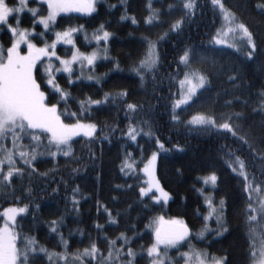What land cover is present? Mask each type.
<instances>
[{
    "label": "snow or ice",
    "instance_id": "6c2138e0",
    "mask_svg": "<svg viewBox=\"0 0 264 264\" xmlns=\"http://www.w3.org/2000/svg\"><path fill=\"white\" fill-rule=\"evenodd\" d=\"M154 4L162 7H154ZM210 4L222 23L211 35L208 47L200 51L198 46L186 43L169 62L172 71L162 73L161 45L172 35L184 33L198 15H203L201 0H144L147 14L140 19L134 14V0H117V3H109V0H0V35L8 36L7 45L0 42V200L8 205H0L3 221L0 224V264H137L138 259L146 264H237L229 247L221 245L216 251L211 250L233 235L229 219V199L233 197L216 195L222 190L220 184L226 183L218 165L242 181L240 199L246 245L243 264H264V0H251V11L257 13L258 19L256 16L245 19L238 10L248 12L249 0H241L236 6H229L225 0H210ZM101 5H106L105 12L109 16L113 10L122 9L117 23L131 22L137 27L143 23L149 29L167 25L161 27L155 39L141 35L142 52L136 59H132V53L126 57L130 61L128 71L138 79V87L147 90L151 85L156 105L131 100L127 87L104 90L112 74L125 71L120 58L111 55L109 42L116 35L109 30L112 19L98 22L91 34L83 24H69L58 30L57 18L61 14L99 17ZM25 11L31 14V28L22 26L21 16ZM39 26L42 30L37 31ZM79 36L83 37L85 48L93 43L95 47L90 52L82 51L77 45ZM58 45L63 47L64 55L58 54ZM224 56L229 57L227 62H222ZM98 63H109L112 67L97 74ZM220 77L229 87L221 86L214 96H206L213 92L214 79ZM165 81L167 97L157 92ZM86 87H95L98 91L90 94L84 91ZM222 97H229L223 99V110L210 106L183 118L186 109L197 104L203 107V102L220 106ZM165 100L163 107L171 122L198 135L215 134L224 141L218 145L215 158L208 156L200 161L203 174L197 175L195 180L201 186L192 185V190L202 198L192 212L201 224L190 227L179 216L166 219L163 215L142 218L138 215L137 219L147 220L144 229L152 240L148 245L134 248V241L144 235L136 224H127V230L118 231L114 237L105 231V225L120 228L121 219L129 214L132 205L123 210L114 209L96 198L97 217L103 215L105 223L93 220L95 237L79 226L69 229L68 237L74 233L87 236V246L73 248L63 229L68 227L70 213L75 214L73 219L80 221L81 202L92 196L79 184L69 186L63 176L57 180L56 174L62 170L58 157L75 165L70 169L69 179L74 181L77 174L86 172L90 165L97 170L95 179L99 185L105 142L122 140L120 171L125 176L142 173L147 177L137 184L134 203L150 212L155 207H165L169 201L175 202L176 197L166 190L156 173L157 161L162 153H184L187 149L179 143L167 148L153 130V121L146 118V114H151ZM113 108L118 109L116 117L122 112L127 120L123 127L118 122L95 118L97 113ZM76 137L86 142L88 164L82 163L84 156L76 155ZM145 138L155 145V150L147 157L144 145L139 142ZM165 139L171 141L170 136ZM229 140L232 143H228ZM131 147L139 150V157L129 150ZM49 159L54 166L41 171L37 164ZM176 172L183 175L181 168ZM37 179L45 181L38 189L45 195H37L34 187ZM114 187L131 190L132 185ZM96 194L98 197V187ZM45 197L49 198L48 219L40 215L41 204L37 202ZM57 197L64 201L63 207ZM111 200L116 202L119 197L112 196ZM29 218L32 223L25 232L20 221ZM40 225L46 226L45 239H55V247L49 248L31 234ZM192 240L206 243L207 247H196ZM185 247L187 250L182 251ZM173 250L175 256L170 254Z\"/></svg>",
    "mask_w": 264,
    "mask_h": 264
},
{
    "label": "trees",
    "instance_id": "16d2710c",
    "mask_svg": "<svg viewBox=\"0 0 264 264\" xmlns=\"http://www.w3.org/2000/svg\"><path fill=\"white\" fill-rule=\"evenodd\" d=\"M166 2H171V0H166ZM203 4V15H198L196 22L188 29L185 30L179 36L172 35L170 39L164 42L161 45V50L164 56V66L161 68L162 73H166L168 71H172V68L168 67L169 62H172L179 53V50L186 44L190 43L199 47L200 51H204L208 47V41L211 38V35L215 33L216 29L220 24V19L216 17L213 12L212 6L210 4V0H201ZM225 2L229 6H236L241 3V0H225ZM109 3H117V0H109ZM144 0H134L135 12L134 14L137 16V19H140L142 15H146L147 13L144 11L143 7ZM30 6L36 7L37 5L31 4ZM154 7L160 8L161 4H154ZM106 5L100 6V16L96 17L94 14L92 17H85L84 15H73L69 14L65 16L64 14L58 17V30H61L63 27L71 24H83L88 30L89 34L92 30L97 26V23L104 19H112L113 25L109 28L110 31H113L116 35L112 41H110V45L112 48L111 55L118 56L121 60V67L125 69L123 73H114L108 79V82L104 84V90H112L114 87L123 86L127 87L131 93L130 99L133 101H148L153 105H156V100L151 95V85L148 86L147 90L140 89L138 87V79L134 78L133 74L128 71L130 67V61L126 58L128 53H132V59H136L140 52L143 50V45L140 44L141 35H150L153 39L156 38V34L161 30V27L166 28L167 25L157 26L155 28H147L141 23L138 27L133 26L131 22H120L117 23L119 15L122 12V9L119 11L113 10L111 15H106L105 12ZM235 10V9H234ZM242 15H244L245 19H249L252 16H256L257 13L251 11V0H249V11L244 12L243 9H238ZM42 14L46 15V12H42ZM30 13L25 11L22 14V26L25 28H31V20L29 17ZM42 30V26L37 27V31ZM129 33H132V36H129ZM1 42L5 45L8 44V36L0 35ZM51 39V37H50ZM77 45L81 47L82 51H91L92 48L95 47V44H92L90 47L85 48L83 45V37H77ZM202 45V47H200ZM232 50H229L231 52ZM57 52L59 55H64V50L62 46L57 47ZM229 60L228 56H224L222 58V62H227ZM112 65L109 63H98L96 68V73L101 74L106 72ZM59 79V77H58ZM64 81L61 80V84ZM93 83V82H86ZM214 89L211 93H206V96H214L215 91L219 90L222 86L224 88H228L229 85L223 82V77L219 79H214L213 81ZM167 81H165L161 88L157 89V92H163L165 97H167ZM175 91V87L172 88ZM75 92L76 90L73 89ZM84 91L89 92L90 94L98 91L97 88L86 87ZM229 97H222L220 100V106L210 105L207 102H203V107L201 104L194 105L192 108L186 109L185 112L182 113L184 119H187L189 115L194 114L197 110H204V108L213 106L217 107V110L222 109L223 99ZM167 101H161L160 105H157L151 114H146V118L151 119L153 121V130L156 131L157 135L161 137V140L164 141L165 146L167 148H172V146L176 143L184 145L187 149L184 153L178 152H169L167 154L162 153L160 159L158 160L157 172L160 178L161 183L165 186L166 190L173 193V196L176 197L175 202L169 201L168 204L161 208L155 207L150 212H145L143 207L138 203H134L136 201V186L139 184L141 180L146 179V177L142 173H138L135 177L129 175L125 176L124 173L120 171V163H121V149L119 148V144L124 143V141L113 140L111 144L105 142L104 144V156H103V167L101 172V181L99 185H97V181L95 179L97 170L91 167L90 165L87 168L86 172H81L77 174L75 180L69 179V173L71 167L75 165L72 161L67 160L62 157H58L59 166L62 170H60L57 175V180H59L60 176H63L65 180H68L69 186H74L75 184H79L81 189L92 196V199L81 202V218L80 221H76L73 219L74 213L69 214L68 218V227L63 229L65 236L69 239L73 248L76 247H85L87 246V236L81 237L79 234H75L72 237H68L69 229H75L77 226L83 228L86 233H91L93 237L97 235V232L92 227L93 220L98 219L101 224L105 223L103 215L97 217L95 210V200L99 198L104 203L108 204L109 207L114 209H125L129 204L132 205V209L129 214L121 219L120 228L109 227L105 225V231L110 237H114L118 231H126V225L129 223L136 224L137 230L141 233H144L141 239H137L133 243L134 248H138L139 245H148L151 243L152 237L145 231L144 224L147 223V220L137 219L139 215L141 218L144 216L151 217L154 215H164L165 217H182L188 223L189 226L199 227L201 221L198 220L195 216L192 215L193 210L199 205L202 198L198 196L192 190V185L196 184L197 187H200V184H197L195 177L197 175L203 174L202 168L203 164L200 163L203 159L208 156H212L215 158L217 156V148L221 141L215 134L204 135V134H196L195 132H189L183 125H176L169 120V116L167 114L166 109L163 105ZM147 107V104H146ZM73 110H75V105H72ZM237 110H239V106H237ZM118 111V109H110L108 111L97 113L96 119L98 120H106L109 123L118 122L121 127H123L127 120L124 119L123 113H120L119 117H116L114 114ZM259 119V117H257ZM117 136L119 133L116 134ZM165 136H170L171 141L165 139ZM77 143H74V149L76 155L84 156L85 160L82 161L83 164H88V160L86 159L88 148L85 146L86 142L82 137L74 138ZM28 143L27 140L24 141ZM140 144L144 145L145 157L150 155L152 150H155L154 142L148 139H140ZM228 143H232L231 140ZM94 149L97 148L95 144L92 145ZM133 152L134 155L139 157V150L135 147H131L129 149ZM99 163V161L97 162ZM54 165L49 159L48 162L43 164H37V167L40 168L41 171H45L46 169L52 168ZM67 166V167H65ZM140 168L143 167V164L139 165ZM220 167V174L226 183L220 184L221 191L217 192V196L223 195H231L233 198L229 199V219L232 227L233 235L229 237L227 241H221L219 244H216L211 250L216 251L218 247L223 245L224 247H229L232 252L233 258L236 260L237 264H243L245 256L244 250L246 245L244 244V236L245 228L243 225V217H242V208L243 203L240 199V190L242 181L235 177L234 174L230 173L227 168ZM177 168L183 169V175L179 176L176 172ZM45 181L37 179L34 187L37 189V195L42 196L44 193H40L38 189L43 186ZM115 185H132L131 190L126 188L116 189ZM55 187V184L51 185ZM142 186V185H141ZM16 187L19 189V182H16ZM99 188V195L97 197L96 189ZM63 191V189H62ZM206 191H210V189H206ZM17 194L21 193L19 190ZM112 196L119 197V200L113 202L111 200ZM182 197H187L188 199L182 200ZM48 197H45L44 200H37L38 203L41 204L40 215L43 219L50 218V208L48 207ZM60 201V207H63L64 201L57 197ZM147 203V201H146ZM0 205L7 207L8 205L4 202V200H0ZM204 208H201V211H204ZM2 211V208H0ZM19 219V218H18ZM3 221L0 220V224ZM24 225V231L28 232L31 226V219H26L20 221ZM215 227V224H212ZM46 226L40 225L39 228L32 231V235L37 236L38 239L41 240L42 243L47 244L49 248H53L56 246L55 239L49 238L45 239ZM131 235V232L128 233ZM208 239H211L209 236ZM80 241H83L81 243ZM192 244L196 245V247L203 248L207 247L206 243H198L196 240L191 241ZM59 250V249H57ZM185 247L182 251H186ZM171 255L175 256V250L170 252ZM137 264H146L144 260L138 259Z\"/></svg>",
    "mask_w": 264,
    "mask_h": 264
},
{
    "label": "rangeland",
    "instance_id": "374dc122",
    "mask_svg": "<svg viewBox=\"0 0 264 264\" xmlns=\"http://www.w3.org/2000/svg\"><path fill=\"white\" fill-rule=\"evenodd\" d=\"M61 15H63V14H61ZM80 15H83V14H80ZM58 19V18H57ZM221 23H222V21L220 20V24H219V26L218 27H220V25H221ZM91 34V33H90ZM0 42H1V39H0ZM93 44H95V43H93ZM59 46V45H58ZM157 165H158V161H157ZM156 173H157V175H158V172H157V167H156ZM146 179H147V177H146ZM164 216V215H163ZM165 217V216H164ZM166 219H169V217H165Z\"/></svg>",
    "mask_w": 264,
    "mask_h": 264
}]
</instances>
